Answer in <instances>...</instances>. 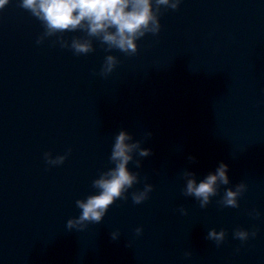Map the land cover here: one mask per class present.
<instances>
[{
    "label": "water",
    "instance_id": "95a60500",
    "mask_svg": "<svg viewBox=\"0 0 264 264\" xmlns=\"http://www.w3.org/2000/svg\"><path fill=\"white\" fill-rule=\"evenodd\" d=\"M154 9L160 30L133 53L83 28L47 33L18 0L0 9V264H264V0ZM76 37L93 49L77 53ZM109 52L118 62L104 74ZM121 127L152 149L129 162L138 181L100 221L68 227ZM45 152L67 155L51 164ZM221 160L229 184L202 207L184 172L200 178ZM241 180L239 204H223Z\"/></svg>",
    "mask_w": 264,
    "mask_h": 264
},
{
    "label": "clouds",
    "instance_id": "9594fccd",
    "mask_svg": "<svg viewBox=\"0 0 264 264\" xmlns=\"http://www.w3.org/2000/svg\"><path fill=\"white\" fill-rule=\"evenodd\" d=\"M8 3L9 0H0V9ZM18 3L42 21L47 33L83 28L90 36H99L110 48L133 53L138 48L140 37L148 32L156 33L160 30L161 24L154 4L157 7L164 5L176 8L180 0H18ZM42 39L43 36L40 35L38 41ZM70 46L77 53L93 49V43L88 38H73ZM117 62L118 57L115 54L107 53L100 71L104 74L111 72ZM151 151L150 147H142L141 141L134 139L131 131L121 127L115 135L110 152L112 166L101 171L92 181L95 191L76 200V205L81 211L77 216L68 218V227H83L87 221L98 222L118 197L126 198L128 190L139 179V171L131 168L129 162L134 156H146ZM44 155L49 163L57 164L64 161L67 152L55 156L45 152ZM228 168L229 164L221 160L214 170L200 178L195 172L186 170L184 192L194 195L202 207L206 206L221 184H229ZM246 187L245 181L241 180L234 187L225 188L223 204L237 206L238 197ZM152 188V183H145L143 188L133 190L131 196L135 202H141ZM181 210L187 211L183 206ZM252 214L260 213L258 210H252ZM142 228V225H138L135 231L139 233ZM225 231L224 228L217 230L212 227L208 229L207 236L219 243L224 239ZM111 234L116 238L119 230H113ZM249 234L247 228L238 227L234 230V235L241 240L247 239Z\"/></svg>",
    "mask_w": 264,
    "mask_h": 264
}]
</instances>
